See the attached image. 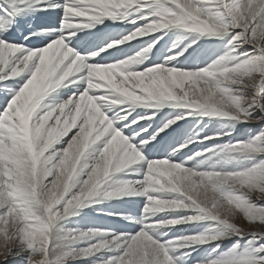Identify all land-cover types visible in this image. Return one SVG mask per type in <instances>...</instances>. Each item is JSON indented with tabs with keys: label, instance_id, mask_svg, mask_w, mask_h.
I'll return each instance as SVG.
<instances>
[{
	"label": "snow or ice",
	"instance_id": "6c2138e0",
	"mask_svg": "<svg viewBox=\"0 0 264 264\" xmlns=\"http://www.w3.org/2000/svg\"><path fill=\"white\" fill-rule=\"evenodd\" d=\"M261 228L264 0H0V264H264Z\"/></svg>",
	"mask_w": 264,
	"mask_h": 264
},
{
	"label": "rangeland",
	"instance_id": "374dc122",
	"mask_svg": "<svg viewBox=\"0 0 264 264\" xmlns=\"http://www.w3.org/2000/svg\"><path fill=\"white\" fill-rule=\"evenodd\" d=\"M250 127L252 128H256L257 126L256 125H251ZM245 133V126H240L239 128V131L237 133V135H243ZM262 230H264V228H261Z\"/></svg>",
	"mask_w": 264,
	"mask_h": 264
},
{
	"label": "bare ground",
	"instance_id": "6f19581e",
	"mask_svg": "<svg viewBox=\"0 0 264 264\" xmlns=\"http://www.w3.org/2000/svg\"><path fill=\"white\" fill-rule=\"evenodd\" d=\"M252 230H255V229H252ZM260 230H262V229H260Z\"/></svg>",
	"mask_w": 264,
	"mask_h": 264
}]
</instances>
